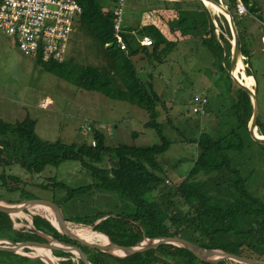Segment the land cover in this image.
Masks as SVG:
<instances>
[{
	"label": "trees",
	"instance_id": "trees-1",
	"mask_svg": "<svg viewBox=\"0 0 264 264\" xmlns=\"http://www.w3.org/2000/svg\"><path fill=\"white\" fill-rule=\"evenodd\" d=\"M77 1L81 6V12L76 19L75 27L83 36L90 39L91 46L104 51L109 66L81 62L73 55H65L60 60L55 58L45 60L41 54L27 55L21 52L34 57L41 69L52 72L80 88L98 91L110 98L125 100L145 109L148 119L143 122V127L152 128L157 140L147 145L126 142L116 145L106 144L103 129L94 120H90L93 129L89 138L94 139V144H91L89 139L82 142L47 140L37 134L36 119L28 114L14 121L0 117L2 190L16 193L18 197L37 198L29 192L30 190H26L25 182L18 175H5L4 169L15 164L28 172L39 173L47 165L57 166L66 160H76L81 169L91 175L92 181L78 185L52 181V185L63 192L62 201L66 202L76 196H86L90 200L106 203L105 199L109 201L111 198V208L108 211L103 207L90 208L84 216L68 217L64 214L67 219L91 223L108 214L95 226V229L107 233L114 242L140 239L143 234L146 236L178 234L205 245L221 248L225 252L264 259V202L250 193L240 171L232 168L227 155V151L243 147L242 136L245 132L250 134L249 123L253 116V107L250 95L236 85L228 75L232 43L229 23L225 15L222 12L219 15L211 14L203 1L194 3V1L161 0V7L174 10L172 20L181 26H185L188 22V15H192L193 7H200L202 11L194 12L193 15L204 20L199 21L196 26L192 25L191 28L195 30L191 31L189 33L191 36L184 40H187L188 44L200 42L204 49L206 47L209 52L208 60L211 61L210 69L219 73L218 92L228 100L226 108L222 112L217 111L218 121L212 131H202L197 137L185 139L197 145V156L187 176L175 181L158 158V155L167 150L173 142L162 130L157 119L160 116L158 110L165 106V102L155 88L154 72L158 65L165 61L166 54L172 51L171 45L176 46L177 42L168 41L163 31L154 23L147 22L134 27L126 23L128 18L125 16L121 34L126 49H122L113 36L111 5L115 0H111L110 6L104 5L103 0ZM223 2L233 16L241 52L245 56L243 60L249 65L247 72L253 75L250 70L251 65L247 61L253 48V45L247 42L249 30L252 28L250 26L252 21L248 16L264 23V13H261L257 5L258 0H244L248 11L244 15L236 13L234 0ZM180 3L191 6L192 9L187 10L186 13L175 10L179 9L177 5ZM104 6H107V9H104ZM213 19L218 24H214ZM139 36H148L151 44L142 43ZM191 39L196 41L193 42ZM198 46L196 44V47ZM136 55H142L146 59L142 68L134 59ZM146 63L148 69L151 66L150 71L146 69ZM242 74L246 76L244 71ZM251 83L253 86L254 83L252 81ZM156 85L159 88V84ZM255 92L257 96L256 88ZM202 96L206 97L204 94ZM207 103L206 98L203 114L194 113L213 117L206 107ZM258 114V132L264 135V115L259 111ZM161 117L162 121H171L166 115ZM138 133L134 131L132 134ZM260 145L264 147V144ZM199 174L204 175L205 178L199 179ZM47 182L39 185L48 188L50 180ZM38 216L50 222L43 216ZM41 229L57 239H68L65 234L57 230ZM78 235L90 240L82 234ZM0 236L17 241L41 240L40 235L33 229L21 225L15 226L11 215L1 210ZM103 237L108 240L107 237ZM73 244L86 251L94 264H175L173 259L180 254L188 257L190 264H206L184 248L175 252L171 258H160L142 252L117 256L95 247L84 246L83 249L82 244L78 242ZM166 248L168 247L161 246L157 249ZM53 253L57 256H68V254L72 256L71 252L59 249L53 250ZM59 262L73 264L70 258L60 259ZM0 263L47 264L39 258L4 249H0Z\"/></svg>",
	"mask_w": 264,
	"mask_h": 264
},
{
	"label": "rangeland",
	"instance_id": "rangeland-1",
	"mask_svg": "<svg viewBox=\"0 0 264 264\" xmlns=\"http://www.w3.org/2000/svg\"><path fill=\"white\" fill-rule=\"evenodd\" d=\"M189 1H194L195 3L201 0ZM157 2L159 3L160 0H126L125 16L127 15V18L131 19H126V23L134 22V12L143 13L144 18L151 20L156 10H163ZM204 5L208 7L211 14L219 15L221 13V10L213 9L207 4ZM257 5L261 13H264V0H258ZM197 7H193L192 15H188L189 20L185 26L174 23L175 32L180 34V36H177L175 33L178 39L179 37L183 39L189 38L191 36L189 33L195 30V28H191L192 25L196 26L199 21L204 20L198 19L193 15L194 12L200 13L202 11L200 7ZM177 8L179 9L175 10L185 13L187 10L192 9L191 6L189 7L184 3L178 4ZM248 17L252 21L250 22V26H252L251 32L259 42V45L253 46L251 55L247 60L251 65L250 70L253 73V77H247L246 75L244 79L254 83L253 86L257 91L259 113L264 115V42L259 36V33L264 34V23L251 16ZM213 21L218 24L215 19ZM191 41L194 42L196 40L191 39ZM231 41L232 36L230 38ZM198 44L201 43L198 42ZM68 55H73L81 62L110 65L104 51L91 46L90 39L83 36L77 27H75L73 36H71L69 49L66 53V56ZM208 56L209 52L207 50L204 52L203 50L187 52L179 57V66L187 72L185 73L187 76H184L185 79L179 76L172 78L174 83L161 81V88H158L155 83L156 90L160 93L162 101L165 102V106L160 108V116L157 119L162 130L173 142L167 150L158 155V158L164 163V168L168 170V174L173 176L175 181H180L187 176L193 165V160L197 156V145L185 139H192L193 136L197 137L202 131H212L211 129L218 121L217 111L222 112L228 103L227 97L218 92L220 89L219 73H215L210 69L209 64L211 61L208 63L205 60L200 64L197 62V60H202V57L207 58ZM145 65L146 69H148V64L146 63ZM150 68L148 71H150ZM198 69L207 70V73L201 75ZM156 71L165 75L167 70H162L159 65ZM243 71L241 68L240 75L242 77ZM197 74L200 76H197ZM178 79L182 84L176 83ZM157 80H162V78H156ZM167 87L174 89L172 95L166 92ZM201 94L206 96L208 100L206 107L215 117L203 116L192 112V106L201 101V99L196 101V98L202 96ZM26 114L36 119L35 131L43 139L47 140L60 139L64 142L88 140L91 132L88 135H84L81 128L85 121H87L86 123L90 122L88 120H94L96 123L98 122L97 124L103 123L100 126L105 134L106 144L116 145L120 142H126L147 145L157 140L154 130L152 128H144L142 125L148 119L145 109L125 100L110 98L98 91L80 88L52 72L41 69L34 57L24 55L18 49L12 36L0 31V117L8 121H14L22 119ZM180 114L181 116H179ZM161 115L168 116L171 121H162ZM134 131L139 133L133 135ZM107 132L112 133L108 134ZM242 137L243 147L231 149L227 151V155L231 161L232 168L240 171L250 193L264 202V147L256 143L248 132H245ZM4 173L5 175H18L25 182L26 190H30L29 192L33 195L39 198H54L61 206L63 213L68 217L75 215L84 216L90 208L103 207L107 211L111 208V198H109V201L105 199L106 203L90 200L86 196H76L66 202L62 201L63 192L57 189L55 185H52V181H64L70 185L92 181L91 175L81 169L79 162L76 160H66L57 166L47 165L39 173L28 172L13 164L6 167ZM198 178L203 179L205 176L199 174ZM48 180H50L48 188L39 185L40 183H48ZM166 181L170 182L169 179H166ZM0 195H2L0 197L19 198L18 194L8 193L2 190L1 187ZM36 213L43 216L40 212ZM10 215L12 220L17 223V226L20 224H22L21 226L29 225V220L24 214L13 213ZM26 227L29 228L28 226ZM46 234L52 236L49 233ZM28 250H24V252L32 253L31 251H35L33 248ZM49 253L46 252L49 260L57 263L56 258ZM66 258H70L73 264H78L77 262L79 261L80 264L83 263L75 252L72 253V256L68 254V256L64 257V259ZM173 263L190 264V261L188 257L180 254L173 259Z\"/></svg>",
	"mask_w": 264,
	"mask_h": 264
},
{
	"label": "water",
	"instance_id": "water-1",
	"mask_svg": "<svg viewBox=\"0 0 264 264\" xmlns=\"http://www.w3.org/2000/svg\"><path fill=\"white\" fill-rule=\"evenodd\" d=\"M168 1H189V0H168ZM203 3L205 2L204 0ZM224 1V0H223ZM222 0H212L215 2L221 12L225 15L230 28V34L232 36V56H231V64L228 69L229 77L232 81L246 91L250 95L253 111H252V119L249 123V131L253 140L257 143L264 144V135H258V118H259V105L255 92V88H251L249 84H246L245 81H241V79L235 76L238 71V63L239 60L244 58L241 52V45L239 42L238 32L233 20V16L231 15L230 10L227 8L225 3ZM206 4V3H204ZM214 22V21H213ZM215 23V22H214ZM216 24V23H215ZM246 65V64H245ZM248 66V65H246ZM248 76V75H247ZM29 200H35L38 204L49 206L51 201L57 205V212L59 213V222H47L37 215V213L33 210V208L29 205ZM8 205L12 209H17L23 211L24 216L29 220V226L33 229L38 235H40L41 240H13L5 236H0V249L10 250L14 252H18L22 255H27L33 258H39L43 260L47 264H52L48 260L39 257L33 256L31 254L20 251L19 249L34 248L36 246H48L52 244L53 249H59L63 251H67L66 249L71 247L73 243L78 242L81 243L82 246L95 247L99 250L108 252L112 255L117 256H126L135 252H142L149 254L154 257L160 258H171L175 252L180 250L181 248L189 250L199 261L208 264H264V259L246 255V254H233L229 252H225L221 250V248L215 246L205 245L199 241L191 239L187 236L183 235H158V236H146L143 234L140 239H132L123 242H114L112 241L108 234L95 229V226L108 214H104L103 216L97 218L94 222L84 223L79 221L69 220L65 217L63 210L58 202H56L53 198H28L25 196L15 198V197H0V206ZM1 211H5L11 214L13 210H7L4 208H0ZM14 213V212H13ZM54 229L59 231L62 234H65L68 239L60 240L53 236L50 238L42 232V229ZM83 229L90 232H94L96 234H101L107 237V243H101L97 241L87 240L84 238H74L68 232H65L64 229ZM167 246L165 250H158V247ZM84 249V247H83ZM83 262L85 259H82ZM58 264L60 262L57 261ZM2 264V263H0ZM92 264H94L92 262Z\"/></svg>",
	"mask_w": 264,
	"mask_h": 264
},
{
	"label": "built area",
	"instance_id": "built-area-1",
	"mask_svg": "<svg viewBox=\"0 0 264 264\" xmlns=\"http://www.w3.org/2000/svg\"><path fill=\"white\" fill-rule=\"evenodd\" d=\"M125 1L115 0L111 5L113 36L122 49H126L121 34ZM234 1L238 15L248 13L244 0ZM80 12L81 6L77 0H0V31L12 36L18 49L27 55L41 54L45 60H60L69 49L70 38ZM140 40L142 43L151 44L148 36ZM199 99L201 101L192 110L203 114L206 97L200 96L196 101ZM83 124L82 133H90L93 129L92 121ZM94 143V139H91V144ZM13 223L17 225L15 221Z\"/></svg>",
	"mask_w": 264,
	"mask_h": 264
},
{
	"label": "crops",
	"instance_id": "crops-1",
	"mask_svg": "<svg viewBox=\"0 0 264 264\" xmlns=\"http://www.w3.org/2000/svg\"><path fill=\"white\" fill-rule=\"evenodd\" d=\"M104 1V5L107 4V6H110L111 5V0H103ZM158 5H161L162 4V1L160 0V2L158 3ZM107 6H104V9H107ZM136 10V9H135ZM174 10H169L168 8H163L162 11L160 10H156L153 14V16L151 17V20L147 19V18H144V14L143 13H140V12H134V22H130L129 24H132V26L134 27H138V26H141L143 24H146L147 22H152L154 23L156 26H158L160 28V30L163 31V33L165 34V36L167 37V40L168 41H176L177 42V45L174 46V45H171L172 46V51L168 54H166V57H164V60L162 63H160V67L162 70L166 71L165 72V75L164 74H160L158 73L156 70L154 72V81L156 84H159V88H161V81H164V83L166 81H169V83H174L172 82V78H177L179 76H182L184 79L185 77L184 76H187L185 75V73H187L184 69H182L180 66H179V57H181L182 55L186 54L187 52H197V51H202L203 52L206 50V47L204 49V47L201 46V44H198V43H194V44H188L184 41L183 38H180L179 39L176 37L175 33L177 34V32H175L174 30V26L172 25L174 22H173V18H174ZM127 17V15H126ZM128 20H131V19H128ZM173 22V23H172ZM169 25H172V26H169ZM170 29V30H169ZM75 31V30H74ZM74 31L72 32V36H73V33ZM262 31V30H261ZM254 32V31H253ZM256 34V33H255ZM177 36H180V34H177ZM259 36H260V39H262V42H264V34H261L259 33ZM144 36H139V39L143 38ZM247 42H250L253 46L255 45H259V42L255 39L253 33L251 32V30H249V37L247 39ZM196 44H198L199 46L196 47ZM263 45V44H262ZM264 46V45H263ZM195 47V48H194ZM263 50H264V47H263ZM180 54V55H179ZM201 58V57H200ZM245 58V56H244ZM134 59L137 61V63L139 64V66L142 68L143 66V63L144 61L146 60L142 55H136V57H134ZM202 60H197L198 64L200 63H203L205 60L209 63L210 61L208 60V57H202L201 58ZM158 65V66H159ZM186 68V67H185ZM188 68V67H187ZM200 72H201V75H205L207 73V70L203 71V70H200L198 69ZM157 73H158V76H157ZM156 74V75H155ZM162 75V76H161ZM168 75V77H167ZM197 76H200L199 74H197ZM252 76V75H251ZM253 77V76H252ZM156 78H162V80H157L156 81ZM254 79V78H253ZM214 82V80H213ZM176 83H180L182 84L179 79L176 81ZM168 86V85H167ZM166 92L171 95L172 93H174V89L173 88H169L167 87L166 88ZM202 95V94H201ZM194 99V98H193ZM161 108V107H160ZM160 108L158 110V113L160 114ZM211 114V113H209ZM214 116V114H213ZM211 117V115H210ZM100 124H103L102 122L99 123ZM105 124V123H104ZM143 125V124H142ZM105 126V125H104ZM108 134H111L112 132H107ZM56 201V200H55ZM57 202V201H56ZM14 224V223H13ZM22 225V224H20ZM16 226V225H15ZM30 228L29 225H26ZM25 226V227H26ZM42 232H44L42 230ZM45 233V232H44ZM84 247V246H83ZM55 250V249H53ZM86 252V251H85ZM87 253V252H86ZM54 254V253H53ZM88 254V253H87ZM55 255V254H54ZM89 256V255H88ZM57 261L59 262L60 259H63L65 256H58L55 255ZM60 257V258H59ZM91 262H92V259L91 257L89 256ZM74 259V258H73ZM81 262H83V260L81 259ZM3 264V263H2Z\"/></svg>",
	"mask_w": 264,
	"mask_h": 264
},
{
	"label": "bare ground",
	"instance_id": "bare-ground-1",
	"mask_svg": "<svg viewBox=\"0 0 264 264\" xmlns=\"http://www.w3.org/2000/svg\"><path fill=\"white\" fill-rule=\"evenodd\" d=\"M204 1H205L204 3L211 6L213 9L220 10L219 6L215 2H212V0H204ZM241 68H243L246 75H248L247 77L251 76L248 74L247 66L245 65L244 60L242 58L239 60L238 71L236 72L235 76L237 78L241 79V81H245L246 84H249L251 88H254L250 82H248L244 79L245 78L244 75H243V77H242V75H240V69ZM258 135L262 136L261 134H259V132H258ZM28 203L33 208L34 211L42 213V215L47 220H49L50 222H59V213L57 212V205L54 202L51 201L49 206L38 204L35 200H29ZM0 208H4L7 210L8 209L13 210V211H11L12 212L11 214H13V212L17 213V214H23V211L17 210V209H12L8 205L0 206ZM64 231L68 232L74 238H82L78 235V234H82L83 236H85L86 238H88L92 241L94 240V241L101 242V243H107L108 242V240H106L102 235L96 234L94 232L89 233L90 231H87V230H83V229L75 230V229L69 228V229H64ZM44 234L47 235L49 238L51 237L50 235H48L46 233H44ZM52 246H53L52 244L45 246V247L36 246L33 248L35 251H31L32 253H30V252H27V253L31 254L33 256L42 257V258L48 260L52 264H58V263H55V262L53 263L52 261H50L49 257L46 254V252H50L52 254V256L55 257V255L53 254V251H52ZM19 250L24 252L25 249L20 248ZM66 250H67L66 252H71V253L75 252L76 256L80 257V260L85 259V261L82 264H92V262L88 259L87 254L82 249L77 247L76 245L73 244L71 247L67 248ZM56 262H57V259H56ZM79 262H77V263L80 264Z\"/></svg>",
	"mask_w": 264,
	"mask_h": 264
},
{
	"label": "clouds",
	"instance_id": "clouds-1",
	"mask_svg": "<svg viewBox=\"0 0 264 264\" xmlns=\"http://www.w3.org/2000/svg\"><path fill=\"white\" fill-rule=\"evenodd\" d=\"M244 59V58H243Z\"/></svg>",
	"mask_w": 264,
	"mask_h": 264
}]
</instances>
